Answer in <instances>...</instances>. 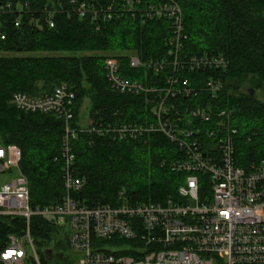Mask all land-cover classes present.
<instances>
[{"label":"trees","instance_id":"1","mask_svg":"<svg viewBox=\"0 0 264 264\" xmlns=\"http://www.w3.org/2000/svg\"><path fill=\"white\" fill-rule=\"evenodd\" d=\"M9 1L18 0H0V6ZM21 1H28L32 10L23 16L20 25H15L14 12L0 13V29L5 34V38L0 36V144L20 147V168L29 180L31 206L53 204L63 198L64 120L51 113L21 110L10 100L18 91L32 96L50 94L62 83L76 93L72 125L78 133L72 145L76 176L85 179L82 189L75 193L78 199L97 206L118 204L121 192L130 203L164 202L177 195L186 174L170 166L181 156L176 142L158 131L120 140L92 130L101 122L134 123L151 117V106L144 94L121 93L111 87L104 65L108 53L121 60L124 76L140 79L147 86L162 87L172 74L193 73L189 68L176 71L170 65L160 72L131 65L132 56L142 62L172 58V19L144 15L154 3L172 1L181 7L186 36L179 52L181 58L205 53L227 57L229 66L222 70L225 86L211 102L232 109L238 128L237 164L247 166L264 158V101L257 96L264 90V0ZM82 2L94 3L99 9L112 5L117 13L111 19H105L103 14L96 18L80 16L74 9ZM45 8L57 11L53 27L45 21ZM206 72H199L197 84L216 74L213 70ZM251 89H255L253 95ZM86 99L90 100L91 123L83 129L81 110ZM180 99L194 106L205 105L199 101L201 97ZM203 178L207 180V176ZM30 227L40 252L52 246L64 250L67 258L71 256L67 233L62 238L59 228L40 216L31 218ZM25 228L23 217L0 215V248L10 234ZM108 240L117 242L115 238L98 242ZM101 250L130 253L126 249ZM56 257L57 264H72L71 260L60 261L61 255Z\"/></svg>","mask_w":264,"mask_h":264},{"label":"built area","instance_id":"2","mask_svg":"<svg viewBox=\"0 0 264 264\" xmlns=\"http://www.w3.org/2000/svg\"><path fill=\"white\" fill-rule=\"evenodd\" d=\"M31 10L30 3L21 0L0 6V13L17 15V26ZM74 11L94 18L103 14L105 19L117 13L112 5L99 9L87 2L80 3ZM56 12L45 8V21L51 27L55 26ZM144 15L172 19V58L142 62L132 56L131 65L155 72L170 65L176 71L189 68L193 73L172 74L162 87L147 86L140 79L124 76L121 60L108 54L104 65L111 87L121 93L144 94L151 106V117L134 123L101 122L92 130L120 140L158 131L176 142L181 156L170 166L186 174L177 195L164 202L130 203L121 192L118 204L90 206L82 202L75 196L85 184L84 178L76 176L72 145L78 133L72 125L75 91L62 83L52 93L40 96L15 92L10 101L17 108L51 113L64 120L61 158L65 192L59 202L31 206L29 180L20 168L21 149L15 144H0V215L23 217L26 223L23 232L10 234L0 248V264H57L56 256L60 255V261L71 260L72 264H264V158L247 166L237 164L238 128L232 109L211 102L225 86L222 70L230 62L223 54L205 53L187 59L179 56L186 36L177 3L150 4ZM0 36L5 38L1 29ZM209 70L216 74L197 84L199 72ZM182 97H201L199 101L205 105L187 104ZM89 123L81 128L87 129ZM203 184L207 186L204 193ZM33 216L59 228L62 238L67 233L69 258L64 256V250L55 251L52 246L39 251L31 233ZM113 238L117 242H98ZM117 239L129 242L118 243ZM50 248L52 255L48 253ZM103 248L126 249L130 253H109ZM60 251L63 253L58 254Z\"/></svg>","mask_w":264,"mask_h":264},{"label":"rangeland","instance_id":"3","mask_svg":"<svg viewBox=\"0 0 264 264\" xmlns=\"http://www.w3.org/2000/svg\"><path fill=\"white\" fill-rule=\"evenodd\" d=\"M108 54H112V53H108ZM257 96L264 101V90L258 92ZM89 105H90V100L86 99L84 102V105L82 107L81 110V121H83V124H87L88 121V112H89ZM6 180H4L3 182H5ZM55 251L58 250L57 248H54Z\"/></svg>","mask_w":264,"mask_h":264},{"label":"water","instance_id":"4","mask_svg":"<svg viewBox=\"0 0 264 264\" xmlns=\"http://www.w3.org/2000/svg\"><path fill=\"white\" fill-rule=\"evenodd\" d=\"M254 93H255V89H251V94L253 95ZM48 253L50 255H52V249L51 248L48 250Z\"/></svg>","mask_w":264,"mask_h":264}]
</instances>
